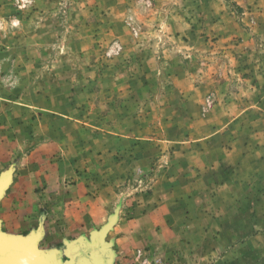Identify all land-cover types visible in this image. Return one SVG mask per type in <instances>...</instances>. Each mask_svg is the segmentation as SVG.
Masks as SVG:
<instances>
[{"label":"rangeland","instance_id":"374dc122","mask_svg":"<svg viewBox=\"0 0 264 264\" xmlns=\"http://www.w3.org/2000/svg\"><path fill=\"white\" fill-rule=\"evenodd\" d=\"M1 64L26 130L0 203L37 238L264 264V0H0Z\"/></svg>","mask_w":264,"mask_h":264},{"label":"crops","instance_id":"0c3cea01","mask_svg":"<svg viewBox=\"0 0 264 264\" xmlns=\"http://www.w3.org/2000/svg\"><path fill=\"white\" fill-rule=\"evenodd\" d=\"M7 55V54H6ZM6 61V60H5ZM4 65L1 64L0 71L3 70L2 67ZM4 69V67H3ZM9 86L7 79L5 77L0 76V160H4L5 158H8L9 153L11 150H17L22 148V140L19 136H24L26 127H21L18 130L19 125H23L24 118L20 114H13L12 112L8 111L6 108L10 106V103H15V100H8L5 99V92L6 88ZM20 103V102H18ZM23 105L30 106L31 102L24 101ZM12 106V105H11ZM23 109V107H21ZM20 115V117L18 116ZM18 116V117H17ZM10 130L12 134H14V140L16 141L14 143V146L9 143L8 140V133L7 131ZM42 146V145H40ZM13 147V148H12ZM4 162V161H3ZM1 163V162H0ZM2 166V165H1ZM7 196L10 195V192L6 193ZM5 199H8V197H4ZM87 198V202L90 203V209L89 206H85L88 211L84 214L85 216V223L88 225L87 219L93 220V216L97 215L95 213V210H97V203L96 198L93 197H85ZM5 199H3L0 203V237L3 238L1 241L5 240V245L10 246H17L18 251L17 255L19 256L15 260H19L18 262H13V264H68L67 262L72 260L71 255L74 254V260L80 259V263L77 264H107L108 262V256H106L105 252L108 251L107 246L103 245L104 241H99L98 245H95V247H89L85 244L84 241H76L80 238V240H84V238H87L91 243H93L92 240V232L90 234L85 233H79L75 236H71V234L68 235H61L60 241H56L52 238H45L40 239V237H46L48 234V227L47 224L44 223L42 229L41 228H34L31 223H22V221H18L15 217L16 216H24L23 214L16 212L18 209H10L6 210L3 207V204L5 202ZM10 200V199H9ZM96 207V208H95ZM10 211V212H9ZM16 212V213H15ZM88 216V218H87ZM91 220V221H92ZM113 227L111 228V230ZM35 231H37L35 233ZM40 232V237L37 238L36 234ZM66 232V231H65ZM83 237V238H81ZM114 244H111L109 246L112 247L113 255L112 259L109 260L108 264H120L118 259L121 257V255L128 253L130 243L128 241H123L122 238L114 237L113 239ZM125 240V237H124ZM2 241V242H3ZM75 241L79 244L76 245L75 242L70 244V242ZM110 241V240H109ZM108 241V242H109ZM98 246V247H97ZM23 247L25 249L23 250ZM89 252L94 253V255H97L96 261H94L91 256L89 255ZM77 262V261H75Z\"/></svg>","mask_w":264,"mask_h":264},{"label":"water","instance_id":"95a60500","mask_svg":"<svg viewBox=\"0 0 264 264\" xmlns=\"http://www.w3.org/2000/svg\"><path fill=\"white\" fill-rule=\"evenodd\" d=\"M2 178H7V181H6V185H5V188L7 187V185H8V183H9V179H10V176H3ZM4 188V189H5ZM4 192V191H3ZM3 193H1V190H0V195H2ZM112 225H113V223H108V224H106V225H104L103 226V228H102V230L101 231H93L92 232V240H93V243H91V245H98V241H104L103 240V237L107 234V232L112 228ZM81 238H83V237H81ZM76 241H80V238L78 239V240H76ZM75 241H72V242H70V244H72L73 245V243H74ZM76 243V242H75ZM111 243H113L112 241H110V242H103V245H106V246H109V245H111ZM9 245H5L3 248H7L8 250H7V252L9 253V257H13V250L15 251V247H13V246H10V247H8ZM98 247V246H97ZM13 249V250H12ZM25 249V247H23V250ZM89 255L91 256V258L94 260V261H96L97 259H96V257H97V255H93L91 252H89ZM112 255H113V250L112 249H108V253H107V256H108V262H109V260H111L112 258ZM71 258H72V260H70V261H68L67 263L68 264H77L79 261H80V259H78V260H74V254H72L71 255ZM10 261V264H13L12 263V261L13 262H18L17 260H9ZM75 261H77V262H75ZM82 261V260H81ZM80 261V262H81ZM79 262V263H80ZM108 262H106L107 264H108ZM105 264V263H104Z\"/></svg>","mask_w":264,"mask_h":264},{"label":"bare ground","instance_id":"6f19581e","mask_svg":"<svg viewBox=\"0 0 264 264\" xmlns=\"http://www.w3.org/2000/svg\"><path fill=\"white\" fill-rule=\"evenodd\" d=\"M6 181L7 178H0V190L1 193H3V191L5 190V185H6ZM1 198V195H0ZM0 237V264H10L9 260H15L16 258H18L19 256L17 255V251H18V247L14 245L15 247V251L13 250V257H9V253L7 252V248H3L5 246V241L6 239L2 242ZM80 241H84L86 245H88L89 247H95V245H91V242L87 239L84 238V240H80ZM79 242V241H78ZM76 242L75 244L78 245L79 243ZM99 242V241H98ZM102 242V241H101ZM108 251L105 252L106 256H107ZM94 255V253H92Z\"/></svg>","mask_w":264,"mask_h":264}]
</instances>
